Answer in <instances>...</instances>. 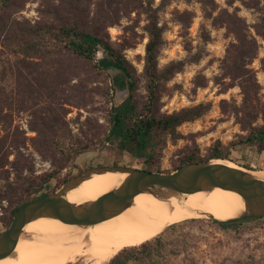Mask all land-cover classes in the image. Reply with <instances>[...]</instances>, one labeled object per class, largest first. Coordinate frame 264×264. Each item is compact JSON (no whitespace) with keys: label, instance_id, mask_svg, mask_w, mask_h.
Instances as JSON below:
<instances>
[{"label":"rangeland","instance_id":"1","mask_svg":"<svg viewBox=\"0 0 264 264\" xmlns=\"http://www.w3.org/2000/svg\"><path fill=\"white\" fill-rule=\"evenodd\" d=\"M152 1L164 30L159 66L162 70L170 66L172 72L163 81L155 109L164 114L201 103L209 105L204 115L177 128L176 141L167 137L160 166L161 171H173L190 148H199L205 157L218 142L228 146L252 128L264 125V0ZM90 2L91 16L97 17L103 11L110 16L112 24L107 31L114 43L129 46L124 53L136 72L135 99L141 108L149 96L144 74L149 40L147 15L122 7L114 11L107 0ZM39 5L38 0H27L17 16L34 20L39 17ZM97 23H101L99 19ZM101 56L100 51L97 57ZM15 60L9 48L0 46V85L6 92V97H0V231L11 224L20 188L31 180L40 181L43 174L57 168L53 159L41 154L34 145L38 134L31 128L30 111L9 107L15 90ZM105 79L91 82L89 101L82 107L68 105L64 117L71 145L83 140V131L94 127L99 132L97 144L73 159L43 191L59 189L63 178L77 174L88 164L112 165L116 152L105 140L112 91L102 93L106 84L111 85L108 76ZM228 160L264 170V152L252 148L233 149ZM120 164L144 167L128 154ZM180 224L172 251L153 264H264V219L245 220L230 229L207 217Z\"/></svg>","mask_w":264,"mask_h":264},{"label":"trees","instance_id":"2","mask_svg":"<svg viewBox=\"0 0 264 264\" xmlns=\"http://www.w3.org/2000/svg\"><path fill=\"white\" fill-rule=\"evenodd\" d=\"M26 1L0 0V46L9 48L16 58L12 64L15 90L9 107L30 111L33 119L31 128L38 134L34 138V145L41 154L51 157L57 168L43 174L40 181L31 180L26 187L20 188L22 192L19 197L16 196L18 200L11 220L25 202L56 191V188L43 189L73 159L92 150L97 144L99 132L94 127L83 131V140L71 145L70 130L64 118L68 105L82 107L89 101L91 89L88 87L95 79L101 81L108 76L111 82L110 86L106 84L102 93L112 91V106L108 111L109 132L105 137L116 152L112 165L120 164L123 156L128 154L140 160L143 168L161 171L160 160L167 137L171 136L176 141L180 125L201 117L209 110V105L203 103L172 113L161 114L155 109L163 81L169 79L172 72L170 66L164 70L159 66L164 30L157 11L151 5L152 0H107L114 11L122 7L147 15L149 40L146 44L144 74L149 96L141 108L135 99L138 88L136 72L124 53L129 46L116 44L109 36L107 28L112 24L108 20L110 16L104 11L98 13L97 17L91 16L90 0H38V18H19L17 14L25 8ZM98 19L100 24L97 23ZM100 51L102 56L98 58ZM3 96L6 97V92L0 85V97ZM15 147L19 146L16 144ZM245 148L264 152V125L252 128L248 134L228 146H221L218 142L205 157L201 156L199 148H190L176 169L189 162L229 159L233 149ZM59 150L62 156H58ZM92 166L88 164L77 174H69L62 182ZM22 167L19 166V169ZM245 167L253 169L250 164H245ZM14 190L17 191V188ZM259 219H264V216L215 222L230 229L245 220ZM180 225L168 226L158 236L141 245L123 248L107 264L158 263V258H164L167 252L172 251Z\"/></svg>","mask_w":264,"mask_h":264},{"label":"bare ground","instance_id":"3","mask_svg":"<svg viewBox=\"0 0 264 264\" xmlns=\"http://www.w3.org/2000/svg\"><path fill=\"white\" fill-rule=\"evenodd\" d=\"M254 174L264 178V170L255 169ZM126 176L127 173L112 171L96 174L70 190L66 197L74 203L94 200L118 186ZM244 209L237 192L221 187L171 199L140 192L124 211L92 226L47 217L31 221L12 252L0 259V264H68L77 260L102 264L123 248L155 238L172 224L208 215L227 219Z\"/></svg>","mask_w":264,"mask_h":264},{"label":"water","instance_id":"4","mask_svg":"<svg viewBox=\"0 0 264 264\" xmlns=\"http://www.w3.org/2000/svg\"><path fill=\"white\" fill-rule=\"evenodd\" d=\"M228 159L213 158L189 162L173 171H151L125 164L95 165L83 173L69 178L56 191L29 200L19 206L10 226L0 231V259L8 256L23 234L25 227L42 217L88 227L117 215L129 207L140 192L151 193L162 199H171L182 194L212 191L218 187L237 192L245 209L237 216L218 219L229 222L264 216V178L254 174L255 169L230 165ZM127 173L122 182L94 200L83 203L71 202L66 194L86 179L106 172ZM196 212L194 209H190Z\"/></svg>","mask_w":264,"mask_h":264}]
</instances>
